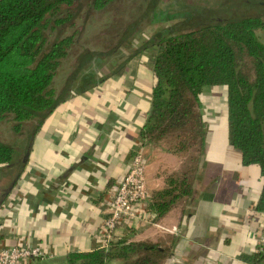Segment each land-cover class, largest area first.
I'll use <instances>...</instances> for the list:
<instances>
[{
	"label": "trees",
	"instance_id": "obj_1",
	"mask_svg": "<svg viewBox=\"0 0 264 264\" xmlns=\"http://www.w3.org/2000/svg\"><path fill=\"white\" fill-rule=\"evenodd\" d=\"M78 1L0 0V123L13 121L15 134L22 133L27 123L33 124L23 149L0 139V169L15 168L16 173L0 187V210L28 164L35 135L58 105L73 93H84L110 75L122 73L133 60L148 54L154 82L140 139L143 144L164 142L168 152L190 161L185 170L167 177L163 190L151 195L155 218L193 195L210 132L202 94L221 86L227 90L228 142L241 152L244 165L259 166L262 188L254 210L264 214V41L258 34L264 31V18L223 17L216 15L215 6L207 12L197 6L170 13L154 8L159 13L155 20L179 17L182 24L155 32L121 56L122 41L101 54L80 52L73 67L63 74L80 32L71 10ZM113 1L91 0L89 6L102 10ZM67 26L72 31L69 34ZM57 31L61 32L52 40ZM107 65L111 69L105 75L101 69ZM61 74L65 76L58 88ZM170 253L160 243L114 241L109 247L74 251L64 259H39L32 264H109L115 259L122 264H164ZM241 258L264 264V246Z\"/></svg>",
	"mask_w": 264,
	"mask_h": 264
},
{
	"label": "crops",
	"instance_id": "obj_2",
	"mask_svg": "<svg viewBox=\"0 0 264 264\" xmlns=\"http://www.w3.org/2000/svg\"><path fill=\"white\" fill-rule=\"evenodd\" d=\"M153 82L144 54L122 73L58 105L35 135L28 164L0 210V248L39 246L45 259L95 250L102 246L107 200L138 149L151 195L166 187L169 175L186 168L185 159L168 152L163 142L140 139ZM12 175L11 180L15 171ZM261 188L259 166L243 164L226 127L210 129L193 195L156 219L162 226H178L179 233L133 222L118 229L115 241L169 247L164 264H250L241 255L258 248L264 214L254 206Z\"/></svg>",
	"mask_w": 264,
	"mask_h": 264
},
{
	"label": "rangeland",
	"instance_id": "obj_3",
	"mask_svg": "<svg viewBox=\"0 0 264 264\" xmlns=\"http://www.w3.org/2000/svg\"><path fill=\"white\" fill-rule=\"evenodd\" d=\"M91 0H79L74 7L71 8L75 12V22L80 30L76 46L71 57L66 63L64 72L69 71L75 63L76 56L85 50L94 53L108 52L116 43L122 45V51L118 54H127L133 48L141 45V43L149 39L155 32L160 31L168 26H177L182 24L183 18H174L169 21H157L155 16L159 15L158 11L162 10L174 12L183 9H188L189 6L198 7L207 12V8L215 6L219 10L216 15L223 17H245V16H261L264 18V0H114L110 5L102 10H95L89 6ZM153 10V11H152ZM166 10V11H165ZM161 12V11H159ZM150 16V17H149ZM165 16V15H164ZM164 16H159L162 19ZM153 19V20H152ZM164 20V18L162 19ZM205 19H203L204 22ZM202 21V20H200ZM194 24L195 22H189ZM66 33H71L70 28ZM61 32V31H57ZM53 34L54 40L57 34ZM65 34V32H64ZM260 38L264 41V31L258 30ZM126 37L129 39L127 40ZM124 38V39H122ZM127 40V42H126ZM126 42V43H123ZM100 60V59H99ZM111 65L104 66L101 72L108 73ZM61 74L56 82L58 88L61 87L64 76ZM63 76V79H62ZM227 109V90L226 87L207 88L202 96V111L206 119L210 123V129L224 130L225 116ZM13 121L7 120L0 123V139L7 143H12L18 149H23L26 145L28 137L31 133L33 124L27 123L22 133L15 134L12 130ZM224 134V132H223ZM166 147L165 143L163 142ZM23 157L22 154H18ZM17 155V156H18ZM186 168L190 164L188 158L184 157ZM185 168V169H186ZM184 169V170H185ZM15 170L0 169V186L7 185L12 173ZM123 262L121 261V264Z\"/></svg>",
	"mask_w": 264,
	"mask_h": 264
},
{
	"label": "built area",
	"instance_id": "obj_4",
	"mask_svg": "<svg viewBox=\"0 0 264 264\" xmlns=\"http://www.w3.org/2000/svg\"><path fill=\"white\" fill-rule=\"evenodd\" d=\"M108 201V214L101 227V247H109L115 241L121 226H133V222L158 226L163 231L178 234V226H162L156 222L151 208V194L146 181V162L141 148L132 157L127 174L114 186ZM258 246H264V224L258 236ZM47 256L39 246L14 245L0 248V264H32Z\"/></svg>",
	"mask_w": 264,
	"mask_h": 264
}]
</instances>
